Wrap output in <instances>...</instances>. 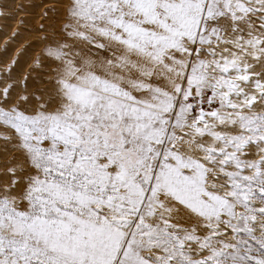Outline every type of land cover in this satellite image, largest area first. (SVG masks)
<instances>
[{
	"label": "snow or ice",
	"instance_id": "snow-or-ice-1",
	"mask_svg": "<svg viewBox=\"0 0 264 264\" xmlns=\"http://www.w3.org/2000/svg\"><path fill=\"white\" fill-rule=\"evenodd\" d=\"M41 43L0 71V264H264V0H61Z\"/></svg>",
	"mask_w": 264,
	"mask_h": 264
},
{
	"label": "rangeland",
	"instance_id": "rangeland-1",
	"mask_svg": "<svg viewBox=\"0 0 264 264\" xmlns=\"http://www.w3.org/2000/svg\"><path fill=\"white\" fill-rule=\"evenodd\" d=\"M5 4L0 7V71L18 53L17 67L27 71L34 52L43 47L41 38L50 34L54 18L59 20L61 0H0Z\"/></svg>",
	"mask_w": 264,
	"mask_h": 264
},
{
	"label": "bare ground",
	"instance_id": "bare-ground-1",
	"mask_svg": "<svg viewBox=\"0 0 264 264\" xmlns=\"http://www.w3.org/2000/svg\"><path fill=\"white\" fill-rule=\"evenodd\" d=\"M7 45H9V42H7Z\"/></svg>",
	"mask_w": 264,
	"mask_h": 264
}]
</instances>
